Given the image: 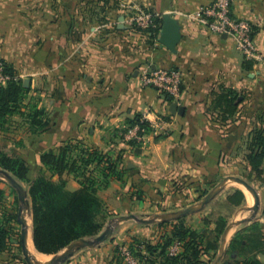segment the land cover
<instances>
[{"label": "crops", "instance_id": "crops-1", "mask_svg": "<svg viewBox=\"0 0 264 264\" xmlns=\"http://www.w3.org/2000/svg\"><path fill=\"white\" fill-rule=\"evenodd\" d=\"M211 1L0 0V59L10 64L23 82L29 80L28 95L38 93L40 107L47 114L46 131L30 135L37 149L35 159L40 161L45 151L78 145L73 148L75 156L96 152L118 160L121 178H112L103 190L104 194L113 193V204L99 195L107 206L125 208L141 218L166 215L170 222L183 220L187 224V217L194 218L218 200L225 202L237 189L246 198L240 207L248 200L254 202L250 192L233 187L236 181L231 177L249 176L246 157L251 133L245 130L257 126L254 118L264 110V0H234L232 6L233 16L254 28L258 58L251 68L232 36L213 34L191 20L193 13ZM139 11L157 17L158 36L152 35L150 26L136 24ZM164 15L180 25L176 52L159 42ZM147 68L180 69L183 85L179 99L143 85L141 76ZM223 88L239 96L235 118L222 121L224 126L211 119V112L216 111L215 93ZM174 103L183 108V114L172 112ZM138 115L160 126L147 133V145L136 147L127 134L132 128L130 121ZM10 117L13 125L23 118L19 113ZM216 126L229 130L212 131ZM231 127L235 131L228 135ZM4 134L7 130L0 131ZM244 141L243 154L241 149L232 151L234 143L236 147ZM65 179L69 190L81 187L72 174ZM0 189L9 190L2 179ZM217 189L218 195L200 206ZM256 191L260 208L254 222L261 224L264 234V173ZM189 208L194 211L175 217ZM249 214L252 208L240 214L239 222ZM236 224L227 233L226 242ZM116 242L111 239L79 249L65 264H123L113 246ZM9 249L0 252V264H23L17 256L8 257ZM257 258L264 264V253Z\"/></svg>", "mask_w": 264, "mask_h": 264}, {"label": "trees", "instance_id": "trees-1", "mask_svg": "<svg viewBox=\"0 0 264 264\" xmlns=\"http://www.w3.org/2000/svg\"><path fill=\"white\" fill-rule=\"evenodd\" d=\"M151 33L154 37L158 36V29L151 27ZM246 63L247 67H252V61L247 60ZM0 64L4 74L9 76L5 85L0 82V129L7 130L10 116L19 113L27 122L30 133L45 132L48 125L45 109L37 102H32L33 100L29 102L31 105H23L29 88L10 64L2 59ZM238 97L236 91L226 88L215 93L213 105L222 114L223 121L236 115L239 108ZM261 123L262 126L251 133L246 157V170L250 177L255 176L257 179H261L264 173V116ZM130 125H138L147 133L152 131L150 122L139 115L130 121ZM133 144L140 146L136 140ZM73 148H78V145L63 146L58 152L50 150L41 153L40 163L44 170L52 172V177L42 175L33 181L29 180V167L23 156L12 157L0 152V167L30 183L28 193L33 214V241L36 249L46 255L57 254L71 243L101 231L105 222L100 216L106 211V204L99 191L102 187H108L112 178H121L118 160L96 152H82L75 156L72 154ZM71 174L81 185L74 191L67 188L65 179L66 175ZM3 195L4 191L0 189V198ZM245 201V194L237 189L227 196L224 203L229 209H233L242 206ZM16 219L8 213H4L3 218L0 217V252L10 248L11 232L7 227ZM210 222L216 235L214 241L204 240V234L201 235L198 229L188 227L183 220L161 223L158 229L162 230L168 225L172 227L166 243L162 245V253L176 241L181 244V249L175 255L167 253L168 264H209L206 259L211 258L212 251H217L219 238L227 227L228 219L224 215H219L216 219L204 217L200 223L209 226ZM140 245L141 243H134L132 246L142 264H154L146 254H154L157 247L147 244L145 253L142 254L137 248ZM259 253H264V234L261 224L254 222L238 232L231 243L229 256L233 264H261L257 258ZM239 259H242V263Z\"/></svg>", "mask_w": 264, "mask_h": 264}, {"label": "rangeland", "instance_id": "rangeland-1", "mask_svg": "<svg viewBox=\"0 0 264 264\" xmlns=\"http://www.w3.org/2000/svg\"><path fill=\"white\" fill-rule=\"evenodd\" d=\"M41 100H42L41 96L38 93H34L33 96L27 95L25 99L23 100L22 104L31 105L29 102L32 101V102H37L38 105L40 106V104L42 105ZM249 115L251 114L249 113ZM263 116H264V110L259 112L258 116L254 118V122L256 123L257 126L251 130L250 129L245 130L248 135L252 133L259 126H262L261 120ZM234 118L235 116L232 117L230 121L233 120ZM20 119H21L20 121L15 120L19 122H16V124L13 125L12 122H14V120H11V117L9 118V121L7 123V135L6 136L5 134L0 135V152L6 153L7 155L12 156V157H18L20 155L23 156L29 167V180L30 181H33L35 178L40 177L42 175H46L47 177H52V172L49 170H44L40 161L35 159L34 155L37 149L32 142L33 140L30 138L31 137L30 135L31 134L33 135V133H30V129H28V125L26 124L27 122L25 121V119L23 118H20ZM211 119L215 121L218 125H223L222 124L223 118L220 112L218 111L211 112ZM214 130H229V127L219 129L216 126V128L214 127V129H212V131ZM231 130L232 131L229 132L228 135H230L231 133H234L235 131L233 127H231ZM0 131L5 132L2 129H0ZM12 134H15V137H13ZM145 144L147 145V142ZM245 146H246L245 141L242 144L236 145V147L234 143L232 151H234L237 148V152H238L241 149V152L243 154L245 150ZM247 146H249V142ZM228 147H230L229 143H228ZM0 169L2 168L0 167ZM8 172L11 173L15 177V175L12 172L10 171ZM237 177L246 179L248 182H250V184H252L255 187V189H257L258 179L256 177L254 176L250 177L246 175L244 176L243 174H240ZM15 178L23 185L25 190L28 192L29 187H30L29 181H23V180L18 179L17 177ZM0 179L5 181L7 185H9V190L7 191V193L4 192L3 197L0 198V205L4 207V208H0V217L3 218V214L6 213L7 215L8 213L17 218L16 220L11 221L10 225H8L7 227L11 232V242H10L11 245L8 251V255H9L8 257L11 259L12 258L15 259V257L17 256L19 259V262H22L23 264H28L24 258L23 249H22L21 231H22L23 226L20 224L19 219H18L21 203L18 199V194L16 190L2 176H0ZM237 183L232 182V185H234L233 187H242L244 190L247 191V189L243 185L239 183L237 184ZM104 189L105 188L102 187L99 191V194L104 196L105 200L107 201V204L112 205L113 204V196H112L113 193L111 194L110 192V194H104L103 193ZM28 197L30 199L29 193H28ZM252 198L254 201L253 196ZM30 202H31V199H30ZM254 203L255 202L248 200L247 204L244 207L229 209L222 200H218L217 202H215L214 206H210L209 208H207L200 214H197V216H195L194 218L187 217L186 219L187 224L185 225H187L190 228L192 227V228L198 229L201 235L203 234L205 235L203 238L204 240L211 239L212 241H214L216 237V235L213 233V228H214L213 225H211V222L209 226H206L205 224H201L200 223L201 220L204 217H209L210 219L212 217L213 219H216L219 215H224L228 219L227 227L224 233L219 238L217 251H212L210 254L212 255L211 258L206 259L207 261H209V264H233L229 256V250H230L233 239L236 237L239 231L249 226L250 224L252 225V223L255 221L254 219L251 223L240 224L239 223V219L241 217L240 214H243L248 208H252ZM130 214L131 213L127 211V209L125 208L122 210L116 207H110L106 205V211L104 210L100 216L102 221L105 222L104 227L101 229V231L98 234L92 235L85 239H94L97 236H99L102 232H104L105 229H107L108 227H112L114 233L107 241H110L111 239L117 240L116 244L115 245L113 244V246L114 248H116V254L119 255V261L121 260L123 264H127L124 255H121L123 254L121 250L125 248L131 251L133 258H135L139 264H142L140 258L136 255L135 248L132 246L134 243H141V245L138 246L137 248H138V252L142 254L145 253V245L147 244L157 247L154 254L148 253L146 255L147 256L149 255L150 260L153 261L154 264H168V258H167L168 254L167 253L171 254L170 252L171 248L175 245L177 241L174 242V244L169 245L166 249V252L162 253L163 251L162 245L166 243L167 241L166 237L168 236L169 233H171L172 227L168 225L164 229L161 230V229H158V226L161 223L170 222V221L161 220L160 218L154 217V215H151V216L144 215L143 216L144 219H153L154 222L148 226H140L138 224L139 222L136 220L120 221L121 217H126V216H129ZM244 215H247V214H244ZM251 215L249 214L248 216L250 217ZM24 216H25L26 223H27L26 224L27 229L30 230V227L32 226L31 230L33 231L32 207H31V212L25 210ZM198 220H200L199 223H197ZM233 224H236L235 225L236 229L234 233L232 234V236L230 237V239L224 243V237H225L226 231ZM113 236H115V238H112ZM203 239H201L202 242H203ZM105 243L106 241L99 245L93 246V247H97ZM142 243H144V246L142 245ZM56 255H58V253L54 255H49L50 257L48 258L47 261L51 260ZM238 261H241L242 263V259L241 260L239 259Z\"/></svg>", "mask_w": 264, "mask_h": 264}, {"label": "built area", "instance_id": "built-area-1", "mask_svg": "<svg viewBox=\"0 0 264 264\" xmlns=\"http://www.w3.org/2000/svg\"><path fill=\"white\" fill-rule=\"evenodd\" d=\"M233 2L234 0H213L207 6L198 9L190 18L205 26L213 34L232 36L236 40L237 46L245 59L249 61L256 60L258 55L253 26L250 22L237 19L233 16ZM156 20L157 17L152 13L139 11L135 22L141 27H157ZM141 78L143 85L152 86L174 100L179 99L181 95L183 73L178 68H159L154 70L147 68L142 72ZM8 79L9 76L4 74L3 66L0 64V82L5 85ZM143 119L147 120L145 117ZM150 124L152 130L157 131L159 129V123L152 122ZM144 131L138 125H135L129 129L127 135L138 143L145 144L147 142V132ZM180 249L181 244L175 243L171 248V255H175ZM121 251L127 264H139L133 258L131 251L126 248Z\"/></svg>", "mask_w": 264, "mask_h": 264}, {"label": "water", "instance_id": "water-1", "mask_svg": "<svg viewBox=\"0 0 264 264\" xmlns=\"http://www.w3.org/2000/svg\"><path fill=\"white\" fill-rule=\"evenodd\" d=\"M162 20H163V28L161 30L159 42L161 43V45L165 46L170 51L176 52V47L181 39L180 25L178 21L172 18L170 15H164L162 17ZM24 83H25V86H28L29 80H26ZM169 98L172 99L170 96ZM171 110L173 113L183 114V108L179 107L177 103H174L172 105ZM0 176H2L16 190L18 194V199L21 203L18 219H19L20 224L23 226L22 231H21L22 249H23L24 258L28 264H65L66 262L69 261V259H71V257L75 254L77 250L85 248V247H93V246L99 245L107 241L113 235L114 233L113 228L108 227L107 229L104 230V232H102L99 236H97L94 239H80L78 241L71 243L61 253H58V255H56L55 257H53L51 260L47 261L46 263H42V262L35 260L27 246V238L29 235V229H27L26 227L27 223H26L24 214H25V210L31 212V202L28 197V192L25 190L23 185L7 170L0 169ZM231 178L235 180L236 182L242 184L253 195L254 202H255L252 207V215L249 218L243 219L239 223L244 224L246 222L253 221L256 218L257 213L260 208V197L258 195V192L247 180L240 178V177H231ZM220 189H217L213 191L210 195H208L202 201L200 206L207 204L210 200L216 197V195H218V193L220 192ZM193 211L194 210L190 208L185 209L183 211L176 213L175 217L179 218ZM154 217L160 218L161 220H166V221H170L171 219L170 216H166V215H163V216L154 215ZM131 219L136 220L142 224H151L154 222L153 219H144L134 214H130L129 216H126V217H121L120 221L131 220ZM231 227L232 226H230L226 231V234L224 237V243L226 242V235L228 231L231 229ZM32 236H33V231H32Z\"/></svg>", "mask_w": 264, "mask_h": 264}, {"label": "bare ground", "instance_id": "bare-ground-1", "mask_svg": "<svg viewBox=\"0 0 264 264\" xmlns=\"http://www.w3.org/2000/svg\"><path fill=\"white\" fill-rule=\"evenodd\" d=\"M31 228H32V226L30 227L29 235H28V238H27V246H28V249L31 252V254H32V256L34 257L35 260H37L39 262H42V263H46L47 260H48V258L50 256L49 255L42 254V253H39L36 250V247H35L34 242H33V236H32V230H31Z\"/></svg>", "mask_w": 264, "mask_h": 264}]
</instances>
